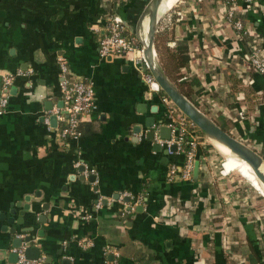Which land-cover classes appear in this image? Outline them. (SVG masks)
<instances>
[{
    "label": "crops",
    "instance_id": "1",
    "mask_svg": "<svg viewBox=\"0 0 264 264\" xmlns=\"http://www.w3.org/2000/svg\"><path fill=\"white\" fill-rule=\"evenodd\" d=\"M147 1L0 0V82L13 76L0 113V264H19L13 253L27 246L38 247L39 264H264L260 198L213 174L201 136L196 172L169 177L184 155L160 143L175 136L161 94L148 90L133 52L99 55L108 15L133 35ZM218 2L180 3L157 30L172 26L187 42L186 99L260 153L263 78L246 70L243 81L238 68L251 46L264 49V0L241 16L250 30L239 41L216 23ZM60 57L94 95L75 139L59 135L53 112L64 105ZM14 237L30 240L18 249Z\"/></svg>",
    "mask_w": 264,
    "mask_h": 264
},
{
    "label": "built area",
    "instance_id": "2",
    "mask_svg": "<svg viewBox=\"0 0 264 264\" xmlns=\"http://www.w3.org/2000/svg\"><path fill=\"white\" fill-rule=\"evenodd\" d=\"M259 0H242L243 5L237 0H219L217 7L216 23L220 26L227 25L234 31L235 40L241 38L250 30V26L245 24L241 16L248 10L258 6ZM169 9L161 20L166 18V22L171 19V12L177 17L180 11ZM251 51L244 58L245 62L238 70V77L244 81L242 73L246 70H252L259 73L263 78L264 91V49L251 46ZM99 55L103 58H110L123 53L133 52L137 60L141 63L142 79L148 90L159 92V87L147 71L146 65L142 58L141 46L138 44L133 35H127L125 30V22L117 13L108 15V29L98 41ZM60 85L62 88L63 107L54 108L53 112L58 121H61L58 132L63 139H75L81 134L79 128L80 117L87 115L93 108V90L92 86L80 78L72 76L70 73L67 60L64 57L59 58ZM183 76V73H182ZM182 78V77H181ZM13 81L12 75H3L0 82V113H2L8 103L9 87ZM162 101L166 103L170 118L171 132L175 136L166 140H160V143L167 148L173 144L183 145L181 148L184 159L178 170L175 166L168 169L169 177L177 175L179 178L187 179L190 177L191 169L195 158V147L198 145L200 136L197 128L181 114L173 104L166 98L162 97ZM243 117L242 111H237V118ZM48 118H46V122ZM240 140V139H239ZM242 141V140H240ZM243 142V141H242ZM244 143V142H243ZM246 144V143H245ZM249 146V145H248ZM95 208L101 207L100 202L95 203ZM85 217L90 215L85 214ZM263 235L264 232L260 230ZM19 264H39L37 260H28L24 257L23 249L18 250Z\"/></svg>",
    "mask_w": 264,
    "mask_h": 264
},
{
    "label": "water",
    "instance_id": "3",
    "mask_svg": "<svg viewBox=\"0 0 264 264\" xmlns=\"http://www.w3.org/2000/svg\"><path fill=\"white\" fill-rule=\"evenodd\" d=\"M161 0H148L139 14L133 35L141 46L142 58L146 65L147 71L152 76L153 80L158 85L159 89L166 98L173 104V106L183 114L203 136L210 141H215L228 149L239 160L246 163L256 179L264 185V159L253 148L240 141L238 138L231 135L228 131L222 129L212 119L207 117L195 105H193L184 95H182L177 88L168 80L160 68L156 53L153 46V39L155 32L159 26V22L163 15H158V7ZM146 21L145 31L143 30V21ZM55 120V116L51 117ZM163 127L160 128V130ZM169 130V129H168ZM198 161L193 162V170L196 172ZM15 234V231H12ZM28 242L29 237L24 239L14 237L12 246L21 248L22 242ZM24 257L26 259L36 260L39 257V249L35 246L24 247ZM14 256L17 253H13Z\"/></svg>",
    "mask_w": 264,
    "mask_h": 264
},
{
    "label": "trees",
    "instance_id": "4",
    "mask_svg": "<svg viewBox=\"0 0 264 264\" xmlns=\"http://www.w3.org/2000/svg\"><path fill=\"white\" fill-rule=\"evenodd\" d=\"M239 1L240 0H237V2ZM171 18H175V15ZM164 21H167L166 18L164 19ZM169 42H173V47H168L167 44ZM153 46L158 64L162 69L164 75L182 95L187 96V87H185L184 83L178 82V80L182 77L181 69H186L190 60V57L188 55L187 42L185 40L176 39L174 36L173 27L169 26L160 28L155 32ZM159 93L162 97H166L160 90ZM224 126V123L220 125L222 129H224ZM197 132L201 136V138H203L201 132H199V130H197ZM208 146L209 145H206L205 143H203L201 146L199 145L201 155H207V153L209 152ZM260 154L264 159V150L260 152ZM246 181L264 198L258 186H256L249 180ZM262 231H264V227L262 228Z\"/></svg>",
    "mask_w": 264,
    "mask_h": 264
},
{
    "label": "rangeland",
    "instance_id": "5",
    "mask_svg": "<svg viewBox=\"0 0 264 264\" xmlns=\"http://www.w3.org/2000/svg\"><path fill=\"white\" fill-rule=\"evenodd\" d=\"M187 1H194V0H178L177 3L171 8H175L176 5L180 4V3H185ZM170 11V10H169ZM139 44V43H138ZM140 45V44H139ZM203 141L204 143L207 145H209V153L210 155H212V162H211V169H212V172L213 174H217L219 176H223L225 175L228 176V177H232L234 180H240L241 182H243L246 187L249 188V190L257 195L260 200H261V205H262V208L261 210L263 211V215H264V198L246 181V180H249L250 182L254 183L256 186H258L256 180L254 179V177L248 173H246L241 165H242V162L236 158L234 159H229V158H226L224 157L221 153H219L215 146H213L214 144L211 143V141L209 139H207L205 136H203ZM253 148V147H252ZM254 149V148H253ZM255 150V149H254ZM258 152V151H256ZM260 154V153H259ZM261 155V154H260ZM262 156V155H261ZM238 161V162H237ZM241 162V163H240ZM221 165H223V169L228 172L227 174H222V167ZM242 175V176H241ZM246 178V180L244 179ZM258 188L260 189V187L258 186ZM262 192V191H261ZM263 194V193H262ZM264 217V216H263ZM264 219V218H263Z\"/></svg>",
    "mask_w": 264,
    "mask_h": 264
},
{
    "label": "bare ground",
    "instance_id": "6",
    "mask_svg": "<svg viewBox=\"0 0 264 264\" xmlns=\"http://www.w3.org/2000/svg\"><path fill=\"white\" fill-rule=\"evenodd\" d=\"M177 1L178 0H161L159 7H158V15H163L164 13H166L169 9H171L177 3ZM145 27H146V21L144 19V21H143V30L144 31H145ZM211 143L214 144L213 146H215L216 150L219 153H221L224 157L229 158L230 160L234 159V158L238 159L234 154L230 153L228 151V149L226 147H224L223 145H221V144H219L213 140L211 141ZM241 162H242V165H241L242 169L246 173H248L254 177V179L256 180V182H257L258 186L260 187V190L262 191L263 196H264V185L256 179V177L254 176V174L250 170L249 166L246 163H244L243 161H241ZM221 167H222V165H221ZM221 172H222V174H227V173L223 172V168H222Z\"/></svg>",
    "mask_w": 264,
    "mask_h": 264
}]
</instances>
